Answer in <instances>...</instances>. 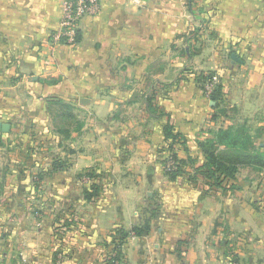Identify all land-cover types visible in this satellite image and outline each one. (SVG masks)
<instances>
[{
	"label": "crops",
	"instance_id": "1",
	"mask_svg": "<svg viewBox=\"0 0 264 264\" xmlns=\"http://www.w3.org/2000/svg\"><path fill=\"white\" fill-rule=\"evenodd\" d=\"M132 1L101 0L100 14L81 21L77 46L52 48L60 0H0V124L9 125L0 132L3 195L78 204L80 175L90 172L101 199L115 201L113 211L102 209L106 227L64 228L59 241L53 226L15 227L7 240L14 264H53L56 246L63 264H96L104 238L138 226L150 210L149 232L135 240L166 249L163 264H179L181 244L189 264H264L263 174L240 169L221 190L188 173L171 181L161 164L166 124L184 138L195 167L203 161L197 141L220 128L264 126V0ZM200 75L218 78L219 107ZM53 101L74 108L67 139L52 122ZM27 132L37 149L20 162L8 141ZM57 156L63 170L51 173ZM26 213L20 203L9 208ZM52 214L46 207L37 215Z\"/></svg>",
	"mask_w": 264,
	"mask_h": 264
},
{
	"label": "rangeland",
	"instance_id": "2",
	"mask_svg": "<svg viewBox=\"0 0 264 264\" xmlns=\"http://www.w3.org/2000/svg\"><path fill=\"white\" fill-rule=\"evenodd\" d=\"M52 122L55 126L54 119L52 120ZM249 126L252 130L251 133H255L256 131L258 132L259 129L264 128V126L258 127V123L256 122L253 123L252 126L251 124ZM14 136L15 135L10 136V138L13 139H9L8 149H13L15 154H17V160H19L20 162L32 158V156H34V150L36 152L37 149L35 148V138L33 139L29 132L18 137L15 136V139ZM1 148H4V144L0 140V159H5L4 155L2 154L4 151L1 150ZM4 153H7V150ZM55 153L56 152H53V155ZM68 154L70 153L66 151V155H63L65 159H67ZM52 160H60L61 163H64V161L61 160L59 156L54 157ZM87 174L89 175L91 173L88 172L80 175L81 195L78 204L76 203V201H72L70 199H59L57 197L46 200L43 198L34 199L37 196L36 194H33L32 198L27 197L26 199H24V197H21L20 199L6 198L2 192L7 188V185L5 186L2 182H0V209H4L0 210V264H14L15 250L14 248L10 247V242H7V240L11 238V231L20 224L27 223L32 232H36L38 226L40 228H42L43 226H53L55 233L56 231L59 232L64 228H66V230H72L73 228L78 227L77 229H80V231H82L86 227L93 226L95 228L99 223H101L104 227L109 224L108 221L110 218L107 215H101L103 214L102 209H104V213L107 211H113L115 209V201L113 204H111V201H105L101 199L98 190L94 192V190L92 189V185H96L95 183H97V179L93 180L88 177ZM252 174L258 175L263 173L252 170ZM258 189V185H253V194H255ZM86 195H91V200H87ZM19 203L25 209V212H27L24 217H18L9 214V208L16 207ZM46 207L52 209V216H38L37 214H40V211L42 212L46 210ZM27 209H30L31 211L28 212ZM4 213H8L9 215H6ZM139 225H142V223ZM133 227H131V229ZM131 229L124 230L120 228H114L111 231V234H108V236L104 238L105 241L108 240V244L105 245V242L103 243L102 248H97V251L101 254L98 257L99 259H97L98 262L96 264H125L126 261H128L129 264H163V259L168 257L167 251L166 249H161V247L153 250V242H137V240H135L137 239V237H134L130 234L124 240V243L122 245H119V236L115 235L117 234V230H124L129 233ZM93 233L94 236L97 235V232L94 231ZM59 234H55V240L57 239L59 241V236H62ZM75 235H77V233H75L73 236L65 235L64 238L67 241L71 242V238H73ZM113 240L115 241L113 242ZM119 247H121L120 250H118ZM186 249L188 250L189 248H187V245L185 246L183 244L174 249L175 253L179 252L178 254H180L179 260L181 261H179V264L181 262L187 263L185 260L187 253ZM62 250L63 249H59L56 246V248H54L50 252L52 253L53 264H63L64 261H67L63 257L64 255ZM45 253H47V251Z\"/></svg>",
	"mask_w": 264,
	"mask_h": 264
},
{
	"label": "trees",
	"instance_id": "3",
	"mask_svg": "<svg viewBox=\"0 0 264 264\" xmlns=\"http://www.w3.org/2000/svg\"><path fill=\"white\" fill-rule=\"evenodd\" d=\"M212 75H200L197 82L201 84L202 90L204 85L210 81ZM209 100L214 103L217 108L222 103L221 86L216 84L209 95ZM54 109V123L58 132L67 139L69 136V128L75 124L73 116V106L53 101L51 105ZM77 126L76 128H79ZM250 126L241 124L231 126L227 129L220 128L212 138L197 141L200 153L202 154V165L196 166V161L188 155V149L184 138L174 132L169 124L163 127V137L167 144L166 152L168 155L161 161L164 175L171 181L184 174H191L190 178L195 181L197 178L205 182L209 187H216L223 190V185L234 180L240 169L250 168L254 171L264 174V128L258 132L251 133ZM262 140V141H258ZM180 149L184 158H180L177 150ZM162 152V151H161ZM172 162V166L167 168V163ZM63 164L59 161H53L51 165V173L63 170ZM189 170L191 173H189ZM92 178L91 174H87ZM94 192L98 190L96 185H92ZM87 200H91V195H86ZM150 215L146 217L142 225L134 226L129 233L124 230H117L119 236V245L131 234L134 237H141L149 232V223L155 217L154 210L148 212ZM114 235V236H115ZM115 240H113L114 242ZM121 247L118 248L120 250Z\"/></svg>",
	"mask_w": 264,
	"mask_h": 264
},
{
	"label": "built area",
	"instance_id": "4",
	"mask_svg": "<svg viewBox=\"0 0 264 264\" xmlns=\"http://www.w3.org/2000/svg\"><path fill=\"white\" fill-rule=\"evenodd\" d=\"M133 4L139 5V0H133ZM101 12V0H60V19L58 30L49 39L52 48L58 46L75 47L78 44L80 23L85 18H93ZM218 84V78L212 76L203 91L207 97L212 93L214 86ZM172 162L167 163V168Z\"/></svg>",
	"mask_w": 264,
	"mask_h": 264
},
{
	"label": "water",
	"instance_id": "5",
	"mask_svg": "<svg viewBox=\"0 0 264 264\" xmlns=\"http://www.w3.org/2000/svg\"><path fill=\"white\" fill-rule=\"evenodd\" d=\"M211 105L213 106L214 103L212 102ZM0 132L1 133H8L9 132V125H7V124H0Z\"/></svg>",
	"mask_w": 264,
	"mask_h": 264
}]
</instances>
